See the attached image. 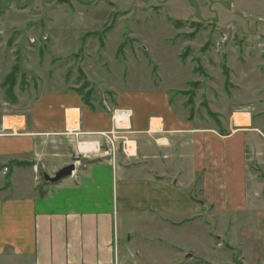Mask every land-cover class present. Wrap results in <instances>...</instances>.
I'll use <instances>...</instances> for the list:
<instances>
[{
	"label": "crops",
	"instance_id": "obj_1",
	"mask_svg": "<svg viewBox=\"0 0 264 264\" xmlns=\"http://www.w3.org/2000/svg\"><path fill=\"white\" fill-rule=\"evenodd\" d=\"M87 76L109 99L100 92L87 102L74 88L45 87L34 96L21 93L14 111L2 116L0 262L115 264L123 255L115 243L124 216L145 224L144 232L151 226L188 231L196 248L209 226L214 232L208 236H218L219 247L227 249L226 239L233 240L234 250H227L237 252L241 262L264 264L259 204L264 192L258 190L263 180L256 147L264 145L263 131L202 127L174 111L159 81L122 91L112 82L101 87L89 71ZM2 90L0 84V97ZM117 109L132 113L124 130L126 143L136 146L130 156L113 160L107 136L116 130ZM71 162L72 176L58 184L42 177L46 185H40L41 164L56 173ZM5 182L11 185L7 189ZM121 231L132 242L131 230Z\"/></svg>",
	"mask_w": 264,
	"mask_h": 264
},
{
	"label": "rangeland",
	"instance_id": "obj_2",
	"mask_svg": "<svg viewBox=\"0 0 264 264\" xmlns=\"http://www.w3.org/2000/svg\"><path fill=\"white\" fill-rule=\"evenodd\" d=\"M17 60V102L0 101V123L21 93L34 96L45 87L77 91L87 84L84 92L109 99L89 71L101 87L112 82L122 91L159 81L174 111L192 115L202 127L264 133V0H0V84ZM188 90L193 93L185 95ZM126 133L107 136L109 159L130 156L134 142L126 143ZM256 145L263 180L258 190L264 192V145ZM50 167L40 165L41 186L43 173L55 174ZM6 182L5 189L11 186ZM259 204L264 208V197ZM140 225L120 216L115 244L124 256L115 264H246L227 250H234L233 240L226 239V249L218 246V236H208L214 232L209 226L196 248L188 231L151 226L144 232ZM122 229L131 230L132 242Z\"/></svg>",
	"mask_w": 264,
	"mask_h": 264
},
{
	"label": "trees",
	"instance_id": "obj_3",
	"mask_svg": "<svg viewBox=\"0 0 264 264\" xmlns=\"http://www.w3.org/2000/svg\"><path fill=\"white\" fill-rule=\"evenodd\" d=\"M21 71V66L19 65L18 63V60L17 62L12 66L11 68V71L9 72V74H7L2 83H1V87L5 90L4 91V94H5V97H6V100L8 101H14V102H17V99H12L13 96V90L15 89V85H16V82H17V78L19 76V73ZM226 84H229V75L227 74L226 75ZM87 87V84L83 86V88H80L79 90L77 89L78 93H80L82 95V97L84 98V100H86L87 102H89L91 100V98L94 97V91L93 90H88L87 92L85 90V88ZM88 88V87H87ZM193 93V90H188V91H185V95H191ZM183 94V95H184ZM189 101L192 103V97L189 98ZM210 114V112H209ZM212 115V113H211ZM212 116H215V115H212ZM189 119L193 120V116L190 115L189 116Z\"/></svg>",
	"mask_w": 264,
	"mask_h": 264
},
{
	"label": "water",
	"instance_id": "obj_4",
	"mask_svg": "<svg viewBox=\"0 0 264 264\" xmlns=\"http://www.w3.org/2000/svg\"><path fill=\"white\" fill-rule=\"evenodd\" d=\"M76 170V165L74 163L66 165L58 170L54 175L45 173L43 175L44 180L49 183H59L63 179L68 178L73 175Z\"/></svg>",
	"mask_w": 264,
	"mask_h": 264
},
{
	"label": "built area",
	"instance_id": "obj_5",
	"mask_svg": "<svg viewBox=\"0 0 264 264\" xmlns=\"http://www.w3.org/2000/svg\"><path fill=\"white\" fill-rule=\"evenodd\" d=\"M117 112H127V113H128V118H127L126 120L123 119V120L121 121V122H123V123H124V121H125V123L128 122V121H130V117H131V115H132V113H131L130 111H128V110H121V109L114 110V112H113V114H112V120H113V123H114L115 129H116V130H114V133H115V131H117V130H124L125 128H127V126H119V125H118V122H117V120L115 119V116H116Z\"/></svg>",
	"mask_w": 264,
	"mask_h": 264
},
{
	"label": "bare ground",
	"instance_id": "obj_6",
	"mask_svg": "<svg viewBox=\"0 0 264 264\" xmlns=\"http://www.w3.org/2000/svg\"><path fill=\"white\" fill-rule=\"evenodd\" d=\"M238 119V116H236ZM128 118V113L127 112H117L115 119H118V122L120 123V126L122 125L123 122H121L123 119H127Z\"/></svg>",
	"mask_w": 264,
	"mask_h": 264
}]
</instances>
